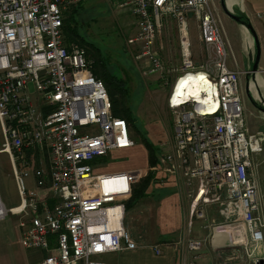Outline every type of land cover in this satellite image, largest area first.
Listing matches in <instances>:
<instances>
[{"label":"built area","instance_id":"2783aa9c","mask_svg":"<svg viewBox=\"0 0 264 264\" xmlns=\"http://www.w3.org/2000/svg\"><path fill=\"white\" fill-rule=\"evenodd\" d=\"M80 1L0 0L1 150L13 159L21 194L20 208L9 210L22 214L23 245L49 250L36 264H107L101 253L138 246L124 223L125 202L146 172L95 173L92 165L95 156L134 139L130 122L114 114L109 90L94 73L87 48L66 36L64 17ZM119 4L136 18L127 43L135 49L142 74L158 72L164 83L172 82L173 138L159 145L158 161L150 168L185 183L191 198L189 226L192 217L210 216L206 207H214L225 220L221 227L236 234L232 243H240L255 263L264 261V203L256 160L264 151V130L246 125L240 70L229 66V41L211 0ZM165 15L177 22L178 61L170 62L160 52ZM191 15L203 42L200 57ZM190 73L206 79L200 89L208 101L174 97L178 82ZM46 150L48 166L35 164ZM16 158H22V167ZM27 166H33L32 187L24 178L30 173ZM218 227L213 242L223 245L214 241ZM52 234L55 247H50ZM187 242L190 248L202 245L196 238ZM154 249L162 251L159 244Z\"/></svg>","mask_w":264,"mask_h":264},{"label":"rangeland","instance_id":"374dc122","mask_svg":"<svg viewBox=\"0 0 264 264\" xmlns=\"http://www.w3.org/2000/svg\"><path fill=\"white\" fill-rule=\"evenodd\" d=\"M119 2L120 0H84L82 7L77 12L79 30L87 40L92 41V44L85 43L86 45H84L88 49L87 51L90 59L93 62L97 59L104 60L107 67H109L108 69L112 70L117 75L125 76L127 78L131 89L128 94L127 103L131 105L134 111L135 118L133 129L136 133L135 137L138 142H142L143 132L148 131L146 126L148 120L145 118L148 116L149 119L152 117L158 118L168 130V139L161 141L160 145H162L168 143L173 138L174 133L173 113L168 103V97L172 89V82L164 83L163 79L157 74L158 72L149 75L142 74L139 64L136 61L137 59L133 54L135 49L127 43L128 37L135 33L136 18L128 7L121 6ZM168 17L170 18L171 16ZM191 21L192 37L198 43V29L195 25L196 21L193 15H191ZM162 22L163 24L159 32V39L164 43V46L160 49V52L163 57L170 62L178 61L180 59V45L177 22L173 19H165V23L164 21ZM225 27L234 53L238 59V64L249 71L241 73L239 85V93L241 100L244 103L246 125L250 130H264V111L261 110L260 105H258L260 102L255 97L253 89L250 88L248 91L247 83V76L249 75L251 80L259 82V87L257 85L256 87L260 88V92L264 88V85L260 84L259 79L261 75L264 76V52L262 53L260 46V61L257 69H255L257 72L254 73L253 68L256 52L252 57L250 47L247 44V39H244L242 35L238 34L235 30H231L227 26ZM78 42L81 43L80 41ZM195 50L197 52L196 56L200 57L198 53L201 50V43L198 45L195 44ZM232 59L233 58H229L228 61L231 66H233L232 63L234 64ZM138 105L140 106V111ZM148 134L150 135V133ZM4 139L0 124V196L6 207V212L3 215L0 213V226L3 227L8 226L10 223H13L14 225L19 224L22 216L21 213H14L9 210L11 206L20 203L21 194L14 174L13 159L8 151L1 150L3 148ZM42 154L43 159H41V157L40 159L37 158L35 164L48 165V151H43ZM136 156L141 163L145 157L142 148L136 151ZM133 158L134 157H132V159ZM21 159L16 158V162L17 165L22 167L23 161ZM256 160L259 162L258 180L264 203V151L257 155ZM25 169H28L30 172L28 175L24 176L26 184L32 187L35 185L32 174L33 166H27ZM150 199V197H147L135 207L126 209L124 217L125 226L133 236L136 238L139 237V239H146L150 234L149 231L145 230V224L143 222L145 218L140 217L144 216L147 208L151 206L152 202H150ZM54 201L55 199L52 198L50 204L53 205ZM213 209L216 210L214 207H206L207 215L210 211L215 213ZM1 221H5L2 223L8 224L3 225L1 224ZM224 221L225 220L222 217H218V215L213 219L210 216L198 217L195 215L190 228L194 231L198 228L202 229L201 238L197 237L202 243L206 241L213 242L214 229H216L217 226L223 225ZM206 224L208 226H206ZM231 230L232 229L229 228L230 232ZM232 232V238L226 239L224 241L225 243L222 242L224 243L223 245H218L217 247H219V249L220 247H222L221 249H230V251H233L232 253H245L244 255L250 258V263L254 264L253 256L247 255L246 250L240 245V243H232V240L236 238V234L233 230ZM238 246H241L243 249ZM237 248L241 250H238ZM107 254L108 253L104 255L106 256Z\"/></svg>","mask_w":264,"mask_h":264},{"label":"crops","instance_id":"0c3cea01","mask_svg":"<svg viewBox=\"0 0 264 264\" xmlns=\"http://www.w3.org/2000/svg\"><path fill=\"white\" fill-rule=\"evenodd\" d=\"M211 3L225 32L227 40L229 41V58H233L232 60L235 64L232 63L233 66L230 64L229 66L240 70L241 77V73H246L245 71H248V69H244L238 64V59L234 53L225 26L229 27L231 30H235L238 34L242 35L244 39H247V44L250 47L252 57L255 52L257 53V45L253 33L254 30L258 36L263 53L264 0H225L226 6L231 11L237 15H245L249 19L253 29L247 23L229 15L224 8L223 0H211ZM163 19L164 23L165 19L176 20L172 16L169 18L168 15H165ZM193 41L194 47L195 44L198 45L200 43L201 48L203 47V42L199 37V30L198 43L194 39ZM255 72L257 71L254 70V73ZM247 78L248 91L252 88L255 97L264 106V88L260 92V88H258L259 82L251 80L249 75ZM259 79L260 84L264 85V76L261 75ZM256 85L258 87H256ZM138 109L140 111L139 105ZM261 110L263 109L261 108ZM145 118L148 120L146 122L148 131L146 132L147 134L150 133L151 136L148 134L149 137L151 139L153 138L152 141L159 146L161 141L168 139V130L158 118L152 117L149 119L148 116ZM133 126L134 123L130 122V134L134 139V143L124 147L113 148L107 154L95 156L92 159L95 173H113L134 169H143L147 173L151 166L149 163V150L143 142H138L135 137L136 133ZM140 148H142L145 154L141 163L136 156V151ZM28 155H30V153ZM132 157L134 158L132 159ZM164 175V171L159 170L156 172L158 179L150 184L148 191H154L156 194L160 195V197L150 195V202H152L151 206L147 208L146 213H144L145 215L142 214L143 212L141 213L144 216H140L141 218H145L143 222L145 224V230L150 233L148 237H146V239H139V237L136 238L132 234L138 243L137 247L104 252L100 254V258L105 260L107 264H251L249 261L250 258L248 256L246 257L244 255L245 253H232L233 251H230V249H221L222 247L219 249V247H217L218 245L212 241L202 243L200 248H190L188 246V239L201 238L202 229L198 228L194 231L189 226V219L191 218L189 215L191 198L187 193L185 183L181 180H175L171 174H169L170 177ZM162 177H164V180L161 179ZM52 198L53 197H50L49 199L51 200ZM16 206L17 205L13 207ZM214 212L216 214L212 213V211L209 212L210 217L212 215L214 217L218 215L217 210H214ZM218 217L221 216L218 215ZM193 218L194 217H192V221ZM2 222L5 221H1V224L3 225L8 224ZM10 224L4 227L0 226V264H36L49 253L48 249L40 247H25L21 241L22 228L19 224ZM226 239H229V233L224 230V227H218L215 232L214 241L222 243ZM50 241V247H55L56 234L51 235ZM155 244H159L162 247L161 252L157 253L155 251ZM106 253L108 254L105 256L104 254ZM263 263L264 262L260 261L258 264Z\"/></svg>","mask_w":264,"mask_h":264},{"label":"trees","instance_id":"16d2710c","mask_svg":"<svg viewBox=\"0 0 264 264\" xmlns=\"http://www.w3.org/2000/svg\"><path fill=\"white\" fill-rule=\"evenodd\" d=\"M83 1L84 0L78 2L70 10H68L64 17V29L66 36L69 40H77L80 41L81 44L86 45L85 43L92 44V41L87 40V38L80 33L79 26L77 23V12L82 7ZM238 16L239 20L247 23L252 28L249 19L245 15L240 14ZM108 68L109 67H107L104 60L102 61L101 59H97L93 62L94 73L98 77L103 79L109 90L112 99L114 114L118 116H123L128 121L134 123V111L131 105L127 103L128 94L131 91L128 80L125 76L117 75L115 72ZM258 105H260L261 108L263 107L261 103H259ZM142 142L147 146L149 150L150 165L152 166L156 164L158 161V153L161 147L152 141L147 132H143ZM157 179L158 177L156 176V171L154 169L149 168L147 173L139 181L133 184L132 194L125 202L126 209L135 207L139 202L149 197L150 195L160 197V195L156 194L154 191H148L150 184L153 181H156Z\"/></svg>","mask_w":264,"mask_h":264},{"label":"bare ground","instance_id":"6f19581e","mask_svg":"<svg viewBox=\"0 0 264 264\" xmlns=\"http://www.w3.org/2000/svg\"><path fill=\"white\" fill-rule=\"evenodd\" d=\"M202 74V73H200ZM204 82H206L205 78H202V75H198L195 73H190L183 79H181L176 87L174 97L175 98H181V97H190L192 95H195L199 98V101H208L210 99L209 95L207 97H204L201 95V89L200 85H202ZM2 198L0 197V213L2 215L6 212V207L4 203L2 204ZM21 205H17L16 207H13L14 211H17L20 208ZM224 230L229 233V238L231 237L232 232H230L227 228H224Z\"/></svg>","mask_w":264,"mask_h":264},{"label":"water","instance_id":"95a60500","mask_svg":"<svg viewBox=\"0 0 264 264\" xmlns=\"http://www.w3.org/2000/svg\"><path fill=\"white\" fill-rule=\"evenodd\" d=\"M223 5H224V8L225 10L227 11V13L229 15H231L232 17L236 18V19H239V16L234 13L233 11H231L225 4V0H223ZM251 27V26H250ZM253 29V28H252ZM253 33H254V36H255V40H256V45H257V53H256V57H255V64H254V68L253 70H255L258 66V63H259V59H260V54H261V50H260V43H259V39H258V36L257 34L255 33V31L253 30ZM262 109L264 110V106L262 107ZM1 197V196H0ZM4 202H2L3 204ZM5 205V204H4ZM262 262H264L263 260H261Z\"/></svg>","mask_w":264,"mask_h":264}]
</instances>
